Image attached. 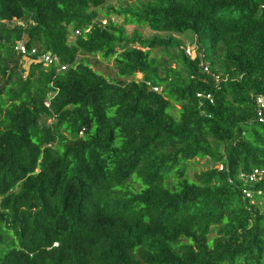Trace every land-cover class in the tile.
<instances>
[{"label": "trees", "instance_id": "obj_1", "mask_svg": "<svg viewBox=\"0 0 264 264\" xmlns=\"http://www.w3.org/2000/svg\"><path fill=\"white\" fill-rule=\"evenodd\" d=\"M258 97L264 0H0V264H264Z\"/></svg>", "mask_w": 264, "mask_h": 264}, {"label": "built area", "instance_id": "obj_2", "mask_svg": "<svg viewBox=\"0 0 264 264\" xmlns=\"http://www.w3.org/2000/svg\"><path fill=\"white\" fill-rule=\"evenodd\" d=\"M22 23L19 22V25H21ZM103 24H106V21H103ZM77 34H79V32H77ZM193 49V50H192ZM191 49L190 48H185L186 53L189 56H194L195 53V47L193 46ZM15 50L17 52H19L23 57L20 60V67H25L27 69V67H29V61L33 60L31 59V57L36 56L38 54V50L36 48H33L31 50H29L27 48V45L25 44L24 41H18L15 47ZM192 50V53H191ZM38 62L43 63V65L45 67H50V66H56L58 67V71H64L66 70L65 66H61L60 65V61L58 59L57 56L53 55L51 52L48 53H43L41 56H38L36 59ZM206 71H208V68H205ZM218 80V78H217ZM154 91L159 92L160 89L157 87L153 88ZM198 97L202 98V97H206L207 99H210L212 101V97L210 95H203V94H198ZM257 104H258V117H259V121L260 122H264V97H258L257 98ZM45 105L48 107L49 106V102H46ZM223 169V166L221 165L220 170ZM261 174V172L257 169H255L251 174H242L240 176L241 179L245 180V181H249V182H256L258 176ZM247 197H251V193L247 192L246 193Z\"/></svg>", "mask_w": 264, "mask_h": 264}, {"label": "rangeland", "instance_id": "obj_3", "mask_svg": "<svg viewBox=\"0 0 264 264\" xmlns=\"http://www.w3.org/2000/svg\"><path fill=\"white\" fill-rule=\"evenodd\" d=\"M101 17H102V20H105V17H104V13L101 12L100 13ZM114 21H117L119 24L122 23L123 19L122 18H113ZM138 29L145 37L147 36H151L152 35V32L150 29L148 28H139L137 27L136 25L134 24H131V25H126L125 26V30H126V33L128 35H132L133 31ZM74 39V36H72L70 38V41H73ZM181 39L184 41V45H185V48H190L192 49V45L190 44V40L188 37H181ZM193 50V49H192ZM192 50H191V53H192ZM193 54V53H192ZM152 57L156 58V59H159V60H162V59H167L166 56H164L163 54H161L160 50L159 49H156L152 52ZM89 59L91 60V62H95L97 61V65L94 66L93 64V67L102 75H104L105 77L107 78H110V79H116L117 78V71H116V68H115V65H114V60L111 59V60H104L102 58V54H98L97 56H90ZM142 79V75H137L135 77V80L136 81H140ZM174 114H178L177 110H174ZM203 163V161L200 163V165H198L196 168H194V171H200L203 169V166L201 165ZM221 165L219 166V169H220ZM193 170L190 169V173L191 175L194 173Z\"/></svg>", "mask_w": 264, "mask_h": 264}]
</instances>
